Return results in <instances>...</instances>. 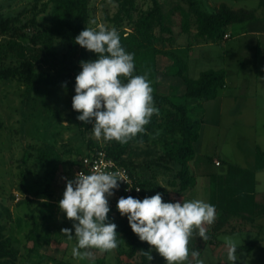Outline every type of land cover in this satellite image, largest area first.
<instances>
[{
    "label": "rangeland",
    "instance_id": "rangeland-1",
    "mask_svg": "<svg viewBox=\"0 0 264 264\" xmlns=\"http://www.w3.org/2000/svg\"><path fill=\"white\" fill-rule=\"evenodd\" d=\"M159 1L165 15V24L171 28L172 33L161 34L158 29L155 31L159 38L155 47L162 54L155 58V76L161 80L158 79L153 89L167 92V87L176 82L173 93L177 97L183 95V85L177 82L178 68L172 65V60L164 55L165 52L180 56L187 65L185 75L194 79L200 71L220 69L224 60L220 56L226 50L218 45L193 49L196 38L194 28L190 30L189 36L181 35L179 28L180 15L177 8L188 9L187 0ZM47 2L42 0L38 9ZM33 6L34 0H0V14L17 17L18 26L31 35L50 27L58 16V10L51 2L47 3L44 13L35 17L31 11ZM136 7L145 10L150 7V1L136 0ZM118 8L116 0H89L87 27L96 28L103 24L109 28L115 27L118 31L130 32L133 26L127 19L120 26L111 21ZM133 15L135 18L136 13ZM33 18L35 25L31 23ZM178 35L181 36L177 38ZM57 44L59 53H62L63 47L59 42ZM227 63L230 84L223 88L226 94L232 89L233 82L241 78L244 62L240 64L231 58ZM262 92L264 88L262 91L257 90L258 96L251 102L240 100L236 103L230 98H220L215 102L210 101L199 111L195 109L193 99L188 100L189 108L195 112L193 116L202 119L200 138L195 148L198 158L205 156L208 178L206 180L200 176L198 185L186 193L171 185L173 171L165 170L161 164L157 166L150 163L164 154V142L172 139L161 130L149 134L145 144L133 145L136 149L129 145L122 157L131 162L138 172L136 184H145L137 198L142 200L159 192L164 202L202 199L216 206L215 222L205 225L209 239L203 240L194 234L189 241L190 251L198 249L199 258L204 264H231L228 260L229 239L238 247L255 241L250 253L237 252L238 261L233 264H264V239L255 245L264 236V232L249 226L246 219L236 217L230 220L229 217L222 230H216L219 218L225 213L220 207L230 197L229 192L235 193L233 198L237 201L240 191L238 179L248 175L253 178L256 176L257 188L250 182L251 185L244 190L247 197L254 190L256 193L263 190L264 186H260V183L264 171L260 170V166L264 161L259 155V152L264 153ZM239 95L245 96V92ZM72 97L71 92L62 89L28 87L18 81H0V226L4 236L18 250L14 264H142L138 254L133 258L128 257L125 240L120 234L117 236V248L109 251L81 249L82 252L90 253V256L81 259L72 254L77 244L76 238L70 240L62 233L63 228H71L72 234H75L74 221L66 218L58 206L66 186V180L62 178L73 179L79 160L87 152L86 140L92 139L95 145L106 144V141L97 140L94 136L92 123L88 125L77 119L79 113L72 109ZM83 132L85 138L82 137ZM42 153L48 154L50 158L59 157L53 178L46 177L40 165L39 156ZM26 155L27 161L24 162ZM215 160L221 162V167L214 165ZM188 166L190 170L189 163ZM169 168L179 170L175 163L169 164ZM108 218L109 222L116 225L128 221L126 216L119 213L117 203L110 208ZM151 257L147 264H166L165 258L152 247ZM189 262L196 264L191 255Z\"/></svg>",
    "mask_w": 264,
    "mask_h": 264
},
{
    "label": "trees",
    "instance_id": "trees-1",
    "mask_svg": "<svg viewBox=\"0 0 264 264\" xmlns=\"http://www.w3.org/2000/svg\"><path fill=\"white\" fill-rule=\"evenodd\" d=\"M41 1L34 0L31 10L34 17L46 11L48 2L55 5L58 16L50 27L39 30L35 34L25 33L18 26L17 17L0 14V81H18L28 87L62 89L71 92L74 96L75 77L81 71L80 61L96 58L94 52L86 50L75 42V37L87 27L89 0H48L38 9L37 6ZM149 1L150 7L141 10L136 7V0H116L119 8L111 21L120 26L122 21L127 19L133 26L130 32L119 30L121 43L126 51L134 53L136 73H147L152 81V87L155 88L158 81L155 76L157 70L155 58L162 54L155 47L159 40L155 31L158 29L161 34H171L172 30L165 24V15L160 1ZM187 2L188 9L177 8L180 15V32L189 34L193 27L195 37L208 41L219 40L227 25L252 18V15L246 11H233L225 5L219 6L214 12H206L201 9L197 0H187ZM31 23L35 25L34 18ZM56 41L63 47L62 53H59ZM164 55L172 60L174 67L178 68L177 76L182 79L184 90L182 101H178L179 99L175 101L157 93L154 89L153 97L155 105L159 108V114H153L150 123L145 125L144 132L124 144L112 140L106 141L104 145H95V141L88 139L85 154L99 149L105 150L117 163L128 168L137 182L138 172L134 170L131 162L122 157L129 145H132L130 146L132 149H136L133 145L145 144L149 134L161 130L172 139L164 142V154L151 160L150 163L157 166L161 164L165 170L173 171L174 179L171 185L178 187L180 192H184L196 184L188 163L195 157L194 144L199 138L202 123L201 118L193 116L195 112L189 108L188 100L193 99L195 109L198 110L201 107L200 101L215 99L218 90L224 86L225 73L223 70H206L192 79L185 75L187 65L180 56L172 52H165ZM82 137L85 138L84 132ZM134 153L138 154L135 150ZM259 155L264 161V153L259 152ZM27 157L28 155L24 157V162L27 161ZM58 160V156L50 158L46 153L40 154L39 162L46 177H54ZM171 163L179 166V170L169 168ZM138 186L142 189L145 184L139 182ZM225 213L219 218V224L216 227L218 231L222 230L224 223L229 220L230 214ZM116 231L125 240L128 257L133 258L138 254L141 263L147 264L149 258L146 252L151 254L152 246L139 239L138 235L131 230L128 221L118 222ZM254 243L255 241H251L244 246H239L237 252L250 253ZM17 255L18 250L4 236L0 226V264H14Z\"/></svg>",
    "mask_w": 264,
    "mask_h": 264
},
{
    "label": "clouds",
    "instance_id": "clouds-1",
    "mask_svg": "<svg viewBox=\"0 0 264 264\" xmlns=\"http://www.w3.org/2000/svg\"><path fill=\"white\" fill-rule=\"evenodd\" d=\"M75 42L96 54L93 60L80 61L81 71L75 77L72 109L77 119L92 123L91 130L97 140H116L128 143L145 131L153 114H159L153 97L152 81L147 73H136L134 53L126 51L115 27L103 24L85 27ZM66 180L59 209L74 221L71 228H63L68 239L76 238L72 254L77 258L90 256L87 250L97 248L109 251L118 247L117 225L109 222L108 197L125 179L116 172L97 169L90 174H77ZM137 191L140 189L137 188ZM117 209L126 216L131 230L146 241L166 260V264H185L189 256L196 264H204L198 249H189L195 234L208 240V229L217 218L216 206L202 199L164 202L157 192L142 200L120 197ZM228 260L238 261V245L227 241ZM149 260L150 252H146ZM190 264V262H189Z\"/></svg>",
    "mask_w": 264,
    "mask_h": 264
},
{
    "label": "crops",
    "instance_id": "crops-1",
    "mask_svg": "<svg viewBox=\"0 0 264 264\" xmlns=\"http://www.w3.org/2000/svg\"><path fill=\"white\" fill-rule=\"evenodd\" d=\"M197 1L199 2L201 9L206 12H214V10L219 6L225 5L233 11L243 10L252 15L251 19L235 22L227 25L223 30V36L217 41H208L199 37L195 38L193 49H199L204 47L208 48V47H213L214 45H218L219 47H222L224 50H226V53H224L223 56H220L224 59L222 67L216 70L207 69L214 71H218V70L224 71L225 78H224L223 88L227 85L229 86L230 84V78H229L230 71L228 69L229 63L227 62H230L231 58L234 59V61L237 63L240 62V64L244 62L242 67L243 71L241 74V78L233 82L232 89L231 90L229 89V93L226 94L227 92L224 91L223 88L219 89L215 99L200 101L201 107L198 109V111L203 110L204 107L210 101L215 102L220 98L223 100L230 98L235 100L236 103L240 100L242 101L244 100V102L247 101L251 102L258 96L257 90L260 89V91H262L264 88V0H197ZM182 34L184 33H181V35ZM181 35H178L177 38H179ZM184 35L189 36V34H184ZM225 35L227 37H225ZM186 44H189V42ZM157 78L161 80L160 77L157 76ZM177 79H178L177 82L181 84L182 79L179 76H177ZM160 84L161 83H159L158 86ZM176 84H177L176 82L173 85L170 84L167 87V92H159V90L158 91L156 90V92L161 95L168 96L176 101L178 99H181V97H183L184 95V90H182L183 95L175 97L176 95H174L173 91L176 89L175 88ZM241 92H245V96L239 95V93ZM261 94L264 95L263 92ZM199 138H200V134H199ZM197 142L194 144L195 157L191 162H189L190 172L196 180L195 186L198 185L199 183L198 180L200 176L206 178V180L208 178V173L206 172V168H205V164H206L205 156H203L202 158H198L196 156L195 146ZM214 165L216 167H221V162L215 160ZM260 170L264 171L263 163L260 166ZM252 178L253 177L251 175H248L247 177L243 176L242 178L238 179L237 181L239 183L237 184L240 191L238 192L239 196L237 198V201L235 202V199L233 198L235 196V193L229 192L230 197L227 200L225 199L226 200L224 201L225 203H223L220 208L224 209L225 212L230 214V220L235 219L236 217L246 219L248 221L249 226L254 227L257 231L264 232V187L262 188L263 190H261L258 193H256L255 190L252 191L251 194L248 195L249 198L245 196L246 193L244 190L245 188L251 185L250 182H252V186H255V188H257L256 176L253 179ZM261 179H262L261 183H264L263 182L264 174L263 176H261ZM259 183L260 182H258V184ZM261 183L260 186H264V184L262 185ZM186 191L184 192L186 193ZM241 191L242 194L240 193ZM211 193H214L213 190H211ZM221 195L223 196V194ZM229 225L230 224H228V226ZM263 239L264 236L261 239L259 238L258 241H256L257 243L255 245H257L260 242V240L262 241Z\"/></svg>",
    "mask_w": 264,
    "mask_h": 264
},
{
    "label": "built area",
    "instance_id": "built-area-1",
    "mask_svg": "<svg viewBox=\"0 0 264 264\" xmlns=\"http://www.w3.org/2000/svg\"><path fill=\"white\" fill-rule=\"evenodd\" d=\"M225 37H227L225 35ZM218 164V163H217ZM97 169H104L106 171L116 172L121 174L124 181H119V188L113 190V194L108 197L109 207H113L120 197H128L133 195L138 196L140 187L136 184L135 177L131 174L128 168L123 167L117 163L107 152L103 149L95 150L94 152L85 154L80 160L75 170L74 177L79 174H90ZM73 177V178H74ZM140 190L137 191L136 189Z\"/></svg>",
    "mask_w": 264,
    "mask_h": 264
}]
</instances>
